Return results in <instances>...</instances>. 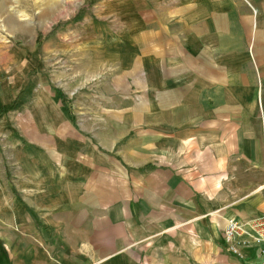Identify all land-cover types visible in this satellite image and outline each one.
I'll return each instance as SVG.
<instances>
[{"label": "crops", "instance_id": "1", "mask_svg": "<svg viewBox=\"0 0 264 264\" xmlns=\"http://www.w3.org/2000/svg\"><path fill=\"white\" fill-rule=\"evenodd\" d=\"M142 3L112 47L131 60L127 83L84 72L36 91L48 135L20 125V190L0 176V264L256 262L255 244L239 257L223 230L264 215V0ZM90 80V106L113 97L132 113L93 120L112 135L73 134L67 98Z\"/></svg>", "mask_w": 264, "mask_h": 264}, {"label": "rangeland", "instance_id": "2", "mask_svg": "<svg viewBox=\"0 0 264 264\" xmlns=\"http://www.w3.org/2000/svg\"><path fill=\"white\" fill-rule=\"evenodd\" d=\"M141 1L144 0H0V91H9L7 101L0 105V109L8 106L6 111H0V176L10 171L19 190L20 152L16 153L15 143L20 142V125L25 134L48 135L45 113L35 104L36 91H69L65 81L79 78L84 72L100 75L108 84L112 75L119 73L122 83H127L131 60L115 56L112 47L128 25L135 2ZM98 40L105 45L104 51L102 48L98 52ZM94 82L90 80L67 98L73 110L75 135L96 136L98 131H104L109 136L114 128L98 127L93 120L101 118L106 125H113L132 118L131 112L122 114L111 109L113 97L104 101L110 108L104 112L90 106V100L97 104L100 101L90 94L97 92Z\"/></svg>", "mask_w": 264, "mask_h": 264}, {"label": "built area", "instance_id": "3", "mask_svg": "<svg viewBox=\"0 0 264 264\" xmlns=\"http://www.w3.org/2000/svg\"><path fill=\"white\" fill-rule=\"evenodd\" d=\"M226 248L242 257V250L251 243L257 246V260L253 264H264V215L250 220L249 230L240 221L229 218L223 230Z\"/></svg>", "mask_w": 264, "mask_h": 264}, {"label": "trees", "instance_id": "4", "mask_svg": "<svg viewBox=\"0 0 264 264\" xmlns=\"http://www.w3.org/2000/svg\"><path fill=\"white\" fill-rule=\"evenodd\" d=\"M8 109V106H2L0 111H6Z\"/></svg>", "mask_w": 264, "mask_h": 264}]
</instances>
